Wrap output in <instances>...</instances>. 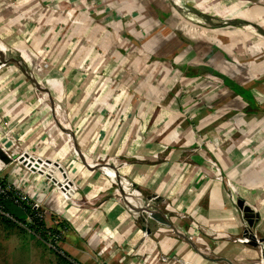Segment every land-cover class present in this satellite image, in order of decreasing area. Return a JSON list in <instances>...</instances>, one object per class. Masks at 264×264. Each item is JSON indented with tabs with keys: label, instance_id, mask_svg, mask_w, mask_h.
<instances>
[{
	"label": "crops",
	"instance_id": "0c3cea01",
	"mask_svg": "<svg viewBox=\"0 0 264 264\" xmlns=\"http://www.w3.org/2000/svg\"><path fill=\"white\" fill-rule=\"evenodd\" d=\"M51 1L16 0L14 2L17 4H14L13 0H0V30L9 28L8 32L1 33L0 39L3 40V43L13 46L12 48L17 52L19 59L27 67L23 69L24 73L28 71L32 74L31 77L35 75L39 79L43 72L50 74L47 77L49 79L46 80L47 85L54 87L53 91L47 88L50 95L52 92L61 93V85L57 86L56 83H62L61 78L65 74L74 77L77 73L75 70L86 68L87 71L92 62H94L95 75L97 73L98 75L103 74V69L97 68V63L101 62L102 57L96 55L93 47L94 45L97 46L102 37V30L107 27L100 22L98 16L89 15V12L85 11L75 17L72 12L66 13L55 9V3L50 4ZM198 1L200 0H190L189 4L202 15L220 18L217 15L218 11L234 13L228 19L238 18L245 22L247 27L234 26L235 28L228 32L218 29L212 30V28H209L208 31L195 30L192 29L194 26H190L191 28L180 31L182 36L185 35L192 42L195 41L193 43H200L196 53L202 57H200L201 60L199 59L202 63L192 66L186 64L187 61L183 59L184 49L187 45L185 46L184 42L180 40V33L175 32L173 35L175 38L172 39L174 43L178 42L175 47L176 50L171 47L168 52L164 53L161 50L158 54L149 51V47L158 43V40H164L166 33L169 30L172 31L174 24L172 22L176 21L173 15L175 12L172 11L170 2L163 0L164 4L161 6L164 8L156 12V23L158 26H162L157 37L151 40V43L142 44L139 40L122 36V44H117L118 41L114 42L117 52L113 58L117 60L120 57L121 59L118 60H121L123 64L117 70L115 78L117 76L125 78L137 72L138 77H141L140 73L146 74L145 77L147 76L146 80L145 78L139 80L138 85L146 86L145 82L149 81L150 84L151 82L157 83L158 103L144 105L138 101L136 104L132 100V95L129 94L131 93L129 85L127 87L122 83L115 85L113 82L111 88L113 91L126 92V89L129 91L126 106V109L130 110L127 112L129 113L128 116L123 119L120 118L121 116L116 117L117 119L115 118L110 122L95 117L86 122L80 134L73 135V138L75 141L84 142L85 148L86 145H91L92 151L98 141H106L107 156L116 154L118 157L140 154L139 149L141 148L135 150L131 147L135 146V140L141 141V145L147 147L158 142L160 148L169 151L168 156L171 157V153H175L174 156L178 154V158L179 155H184L189 149L196 147L199 148V152L193 160L196 165L202 167L200 174L195 175L194 170L189 168L183 172L176 170V177L179 176L172 183L171 175H167V172L164 171L165 163L162 167L159 165L160 168L157 169V172L151 171L145 164L126 165L121 169L116 168L115 165L106 164L110 169H102L103 175L95 170L96 167L92 168L94 164L92 166L88 164L87 166L90 168L87 171L85 169L83 173L74 174L77 169H82V167L77 166L72 170L73 178L76 181L86 180L84 185L78 187V191L77 189L70 191V187L68 184L65 186L66 182H64L62 184L64 185L62 187L63 192H57L56 197H53V190H48L49 186L44 188V193L40 195V199L48 203V208L57 214L55 222L62 226L63 231L60 248L67 259L49 250L40 240L29 235L15 224L7 223L0 218V264H74L73 262L77 264H233L224 258L206 256L197 246L209 248L207 238H209V234L215 233L212 220L217 221L218 231L224 233L221 234L223 237H220L227 239V235L232 230L230 223L236 222L232 212L236 211L232 208L234 202L237 204L242 202L244 206L251 209L253 215L258 216L252 234L255 237L259 236L261 245H264V79L257 78L259 73L264 75V60L260 62L256 60L260 55V48L264 45V34L261 36L260 33H257L258 31L253 30L257 27L261 29L260 32L264 31V7L249 9L247 13L244 9L243 15L242 11L239 14L237 12L245 6L232 5L230 0H207L202 5H199ZM142 16L144 15L142 14ZM20 20L26 22L22 23ZM44 20L52 25L62 21V23H67L66 25L69 27L70 24H75L77 27L73 31L74 37L69 36L65 41L61 40L60 43L56 44V50L54 48L52 57H49L52 58L54 64L56 63V66H49V69L45 66L47 64L42 63L44 54L41 53V50L37 51L34 48L30 38L27 41L30 37L28 22L31 21L35 24ZM15 22V26L10 28ZM119 22L113 26V30L116 32H122L123 29ZM37 41L35 46H41L44 38ZM126 43L130 46L127 49L129 52L121 54L127 47ZM24 56L29 58L28 61ZM229 58H233L234 64L228 61ZM62 61L68 64H62ZM76 62L82 64L76 68ZM82 65H84L83 68H81ZM33 67L37 72L33 70ZM237 69L236 73L232 72V70ZM33 78L31 81L39 82V79L34 78L35 80H32ZM205 79L218 87L214 90L217 96L213 99L215 102L212 103V110L217 111L218 115L221 116L228 113L232 115L231 117L235 118L234 120L230 117L233 124L239 125L240 129L242 128L243 140L239 137V140L236 141L229 135H221L220 131L223 129L220 126L226 124V121H219L217 123L219 127H214L209 132L212 127L211 122L198 119L192 123L186 118H181L178 112L174 113L173 110L172 112L169 110L172 103L176 102L177 95L179 92L181 93L182 88L184 89L196 82H204ZM3 87L0 85V93L5 90ZM43 87L45 86L43 85ZM234 87H237L241 92H248L250 99H246L230 89ZM147 89L149 88L147 87ZM138 90L139 92H146L145 88ZM67 91H72V88H65V92ZM98 97L99 95L96 94L95 99L97 100ZM12 102V99L7 101L2 98L0 100V109L5 116L8 115L7 112L5 113L6 107ZM90 106L93 104L91 103ZM139 108H142V117L135 119L134 114ZM37 119L38 117H36ZM83 119L88 120L87 118ZM64 120L66 121V118ZM57 121L60 123L59 120ZM81 122H75V124L77 123L81 127ZM196 122L198 123L197 126L206 129L200 138L193 133ZM251 129H254V132H251ZM57 130L46 134L48 150H52L53 153L63 152L62 156L69 159L73 155L65 146L66 135L64 134L67 128L60 127L58 124ZM249 132L250 134H248ZM221 138L230 141L227 148H219L222 143ZM92 151L89 153L92 154ZM101 152L102 154L105 153V147L102 146ZM96 155V157H103L98 156L99 154ZM19 159L20 164H27V167L36 172L43 174L45 170L48 171L47 166L38 165V159L33 161L29 155L25 154ZM176 159L170 158L169 162H174L176 165ZM1 163L0 161V165L3 164ZM2 170L3 168L0 166V172ZM19 171L16 178H22L30 185L37 181L34 176ZM108 172L114 178L117 177L115 176L117 173L125 175L134 184L133 193L138 195H146L148 190H157L155 192L159 194L165 193L163 196L174 198L175 202L174 204L171 203V206L175 208V211L184 214L176 217L178 218L174 219L176 222L171 224V220L167 218L166 214L155 212L153 227L151 230L147 229L148 233L145 232L142 224L127 211L123 202L115 201L114 198L111 200L102 198L100 200L103 195L111 193L114 185ZM221 172L226 179L221 176ZM122 194L124 195V192ZM95 198L100 199L93 203V205L97 203L93 207L86 208L83 206L82 202L91 201ZM71 199L77 202H70ZM131 201L135 205L139 202L136 198ZM159 201H163V199L159 197ZM239 210L242 211L240 208ZM182 220L190 221L188 224H190L191 229L184 231V233L181 229L183 228ZM201 220H206L208 225H205L209 234L205 233L201 236L202 238L198 239L193 234L192 228L195 229L196 225H200ZM163 225L168 229L161 228ZM157 227L159 229L155 231ZM186 228L188 229L189 226L186 225ZM171 232L174 233V236L168 234ZM189 235H192L193 238H190ZM222 239L219 242L224 244L225 241ZM223 248L225 249V246H222ZM210 250L217 253L220 248ZM234 251H236V255L234 254L233 260L238 262L237 264H243L248 259V254L252 252V250L247 249L246 245L240 243L233 245L228 253L231 254ZM173 258L179 259V262L174 261Z\"/></svg>",
	"mask_w": 264,
	"mask_h": 264
},
{
	"label": "rangeland",
	"instance_id": "374dc122",
	"mask_svg": "<svg viewBox=\"0 0 264 264\" xmlns=\"http://www.w3.org/2000/svg\"><path fill=\"white\" fill-rule=\"evenodd\" d=\"M16 0H13V2ZM144 1V2H142ZM139 2V0H52L50 4L53 2L55 3V9L70 13L72 12L75 14V17L82 13V12H89V15L98 16L100 19V22L104 23L107 27H104L102 30V37L99 39V43L97 46L94 45V50L96 55L98 57H102L101 62L97 63V68L101 67V70L103 69V74L101 75H95L94 73V62H92V65L90 69L83 68L84 65L81 66L83 68L82 70L78 69L75 70L77 73L73 77L68 76L65 74L61 80V82H57V86L61 85V93H53L50 95L47 88L51 91L54 90L53 86L47 85V81L49 78H47L50 74L47 72L41 73L40 79L30 74V72L25 71L23 72V69H26V65L23 61H21L17 55V52L15 49H13L12 45L3 43V40L0 39V45L6 49L7 55L3 58V60L0 61V85L4 86L5 90L0 93V100L2 98L9 101L12 99L11 105L6 107L5 113L8 114L7 116L4 115L3 111L0 109V152L6 156L8 159L7 163H3L4 167L3 170L0 172V179L3 181H9V182H18L17 176L18 171L22 170L21 173L25 170L23 169V166H26L27 164H19L20 156L29 155V158H33V161L38 159V165H45L48 168V171L45 170V173H39L36 172V174L32 175L34 178H36V182L34 185L37 187L47 188L49 186V191H54L53 197H56L58 194V190L60 189L62 191V185L64 182H66L65 186L68 184L70 187V191L77 189L78 187L85 184L86 180L83 181H76L75 178H73L72 170L73 168L79 166L82 167V169L79 168L81 171H76L74 174H80L85 172V169L87 171L88 167L87 165L90 164L95 170L101 175L102 169L107 168L106 164H112L115 165L116 168L121 169V167H125L126 165H147L151 169V171H156L157 169L162 167L164 163L166 164L164 171L167 172V175H171L172 183L176 181V170L178 172H183L186 169L194 170V174H200V171L202 170V167H199L196 165L195 161L193 160L194 156L199 152V148L195 149H189L188 152H185L184 155H175V153H171V157L168 156L169 151H164L163 148L159 147V143L156 142L153 146H142L140 143L141 141L135 140L134 144L135 146H131L133 149H139L140 154H132V155H124L122 157L116 156V154L108 155L106 154L107 148L105 144L106 141H98L96 143V146L93 148V151L90 149L91 145H86V148L84 147L85 143L80 141H75L73 138V135H79L82 129L85 127V123L89 120L96 117V119L103 118L105 122H110L111 120L115 119L116 117L124 118L128 116L130 110L126 109L127 106V93L129 92L128 89L125 92H121L120 90H112L111 88L112 83L114 82L115 85L122 83L123 85H129V90H131L130 95H132L133 102H136V104L139 102H142L144 105H153L155 103H158L157 99V91L158 86L157 83L150 84L149 82H145L146 86L138 85V81L147 79L145 77L146 74L140 73L141 77H138L139 74L137 72L134 73L132 76H127L125 78H115V75L117 74V70L122 67V61L118 60L121 59L120 57L116 59L114 58V54L117 52V48L114 46V42L118 41L117 44H122L123 38L122 36H128L130 38H134L136 40H139L142 44L151 43V40H154V38L157 37L158 32L162 30V26H158L156 23V12L162 10L164 7L161 5L164 4L161 0H142ZM171 4L172 11L174 18H176V21L172 22L174 23L172 25V31H168L166 33V37L164 40H158V43H154L153 46L149 47V51H152L155 54H158L161 50L166 53L169 51V47L167 46L172 39L175 37L173 36L176 33H180V31H185L187 28H191L190 26H194L192 29L195 30H204L208 31L209 28H212V30H224L231 32L232 29H234L236 26L244 27L246 28L247 24L243 21H241L238 18H230L228 17L234 13L229 12H222L218 11L216 16H206L202 15L198 11L195 10L190 4V0H175V1H181L182 7L175 6L173 4L174 0H168ZM207 0H200L198 1L199 5H202L206 3ZM232 5H244L237 14H239L242 11V14L245 13L244 9L247 10L256 8L259 6L264 7V0H230ZM235 2V3H234ZM14 4H17V2H14ZM165 6V5H164ZM241 8V7H240ZM140 11V12H138ZM205 11V10H204ZM142 14L144 16H142ZM244 15V14H243ZM246 16V15H245ZM233 17V16H232ZM170 21V18H168ZM55 20V19H52ZM120 22H119V21ZM196 20H200L202 23H198ZM23 22H26L25 20H20ZM46 20L39 22V23H31L28 22V26L30 28L28 29L30 33V37H28L32 45L37 51L41 50V53L44 54V57L42 58V63L47 64V68L49 69V66H56V63L54 64V61L52 62L53 55V49L56 50V44L60 43L61 40L65 41V39L69 36H73V31L75 30V24H70L71 26H67V23H56V25H52L49 22H45ZM64 21V20H63ZM76 22V21H75ZM117 22H119L122 26V32L118 31L116 32L113 30V26L117 25ZM154 22V23H153ZM196 23V24H195ZM16 22L13 23L11 27L15 26ZM53 27L49 28L48 27ZM235 26V27H234ZM231 28V29H230ZM9 28H4L0 30V37L1 33L8 32ZM156 30V31H155ZM253 30L258 31L257 33H260L261 36L264 34V31L260 32V28H253ZM189 31V30H188ZM121 33V34H120ZM180 40L184 42V45L187 47L184 49V57L183 59L186 60V64L189 65H196L201 64L200 61V55L196 53L198 50L200 43H193L195 41H191L189 38H187L185 35L182 36L180 33ZM3 37V36H2ZM195 37V36H193ZM40 38H44L43 45L41 46H35V43H37ZM218 41V40H217ZM194 45H193V44ZM125 44V43H124ZM127 44V43H126ZM156 44V45H155ZM67 47V46H66ZM65 47V48H66ZM114 48V49H113ZM130 46L127 44L126 49L121 52V54L129 52L127 49H129ZM263 48V49H262ZM260 55L256 58L258 62L264 60V45L260 48ZM66 50V49H65ZM167 50V51H166ZM262 52V53H261ZM160 55V54H159ZM166 56L165 54H163ZM121 56V55H120ZM1 57V56H0ZM124 58V56H121ZM2 58V57H1ZM103 58H106V60H103ZM202 58V57H201ZM200 59V60H199ZM233 58H229V62L231 64H234ZM108 60V61H107ZM67 61V60H66ZM68 62V61H67ZM65 61H62L61 63L68 64ZM185 62V61H183ZM22 65H20V64ZM78 68V65L82 64L81 62H76ZM88 63V62H87ZM137 64V61H135ZM41 64V63H40ZM70 65H72L70 63ZM64 66V65H62ZM96 68V69H97ZM86 71V72H85ZM237 70H232L233 73H236ZM85 74V75H84ZM138 75V76H137ZM124 77V75H122ZM143 76V77H142ZM39 79V82L37 81H31V78ZM32 80H35V79ZM44 78V79H43ZM47 78V79H46ZM117 79L118 81L114 80ZM258 79H264L263 74H258ZM124 79V80H123ZM123 80V81H122ZM57 81H59L57 79ZM200 84V85H199ZM43 85L46 87H43ZM137 85V87H136ZM199 85V86H197ZM70 86V87H68ZM133 86V87H132ZM151 86V87H150ZM190 86V88H189ZM186 88H182L181 93L177 95L176 102H173L171 105V108L169 110H172L175 112H178V114L181 116V118H186V120H190L192 123H194L198 119H204V121L211 122L212 127L210 128L209 132L214 127H219V124H217L219 121L223 122L226 121V124H222V129L220 131L221 135L226 134L231 136L233 140L238 141L239 137L240 139H244V135L241 134L242 128L240 129V126H236L233 124L229 113L227 115H218V112L215 110H212L213 108V102H215L214 97L217 96L215 93L216 87L213 83H211L209 80H204V82L200 81L196 82L194 84H190ZM147 87L149 89H147ZM65 88H72V91L65 92ZM76 88V89H75ZM145 88L146 92H139L138 89ZM75 89V90H74ZM141 93V94H140ZM99 95L98 99H95V95ZM129 95V96H130ZM181 95V96H180ZM52 96V97H51ZM55 96V97H54ZM179 96V97H178ZM15 99V100H14ZM131 100V101H132ZM17 101V102H14ZM118 101V103H115ZM91 103L93 106H90ZM87 107V109H85ZM132 104V103H131ZM178 106V108H176ZM227 110V109H226ZM139 111H141L139 113ZM135 112V111H134ZM15 114H18V116H15ZM83 116V117H82ZM221 116V119H220ZM36 117L38 119L36 120ZM135 119H140L142 117V108H139L136 113L134 114ZM66 118V121L64 120ZM83 118H87L88 120H84ZM232 118V117H231ZM82 119V122H81ZM117 119V118H116ZM230 119V120H229ZM235 120V118H232ZM59 120L60 123L57 121ZM238 120V119H237ZM85 121V122H84ZM194 121V122H193ZM239 121V120H238ZM81 122L78 126L77 123ZM84 122V123H83ZM58 124H60V127H66L67 130L65 131V146L70 150V154L73 155V157H70L69 159L64 158L62 156L63 152H57L53 153L52 150H48L47 146V135L48 133H51L52 131L57 130L56 127ZM197 122L194 124L193 133L200 138V136H203L206 129L201 126H197ZM224 127V128H223ZM252 130V129H251ZM58 131V130H57ZM254 132V129L251 131ZM250 134V132L248 133ZM49 136V135H48ZM34 138V140H32ZM230 138V140H231ZM37 139V140H35ZM240 140V141H241ZM221 145L219 146L220 149L227 148L230 145V141L226 140L225 138H221ZM235 141V142H236ZM238 143V142H237ZM240 143V142H239ZM102 146L105 147V153L102 154ZM255 151V148H253ZM163 150V151H160ZM73 151V152H72ZM92 151V154L89 152ZM103 156V157H96ZM116 151V150H115ZM100 152V153H98ZM202 152V151H201ZM145 155H144V154ZM75 154V155H74ZM106 154V155H105ZM201 154V153H200ZM107 156V158H106ZM153 156V158H152ZM174 156V157H173ZM118 157V158H117ZM100 158V159H99ZM171 159H176V165L173 162H169ZM19 160V161H18ZM163 163V164H162ZM159 165H161L159 167ZM176 166V167H175ZM169 168V169H168ZM220 171V170H219ZM163 172V173H165ZM20 173V171H19ZM215 173V171H214ZM158 174V173H156ZM78 176V175H77ZM117 176L115 180H113L114 185L111 189V193H107L103 195V197L95 198L91 201L82 202L83 206L86 208L93 207L94 202H98V200H102V198L106 199H115V201L123 202L124 204V198H127V195L132 194L134 192L133 182L125 175L116 174ZM218 176V175H217ZM221 176H223L225 179L226 177L221 172ZM68 180V181H66ZM227 182V181H226ZM225 183V180H224ZM29 184L28 182L26 183ZM226 186V185H225ZM122 189H125L124 191ZM157 190H148L146 195H140V206L141 209L144 207H147L149 209L148 212V219L147 222L142 223V227L146 229H150L153 227V223L155 222L153 218L156 216V213L162 212L166 214L167 218L171 220V224H174L176 221L174 220L176 217L182 216V213H179L175 211V208L171 206V203L174 204V198L163 196L165 193L159 194L155 192ZM46 192V191H45ZM124 192V195L122 194ZM44 192L42 191L41 194ZM47 193V192H46ZM135 194V193H134ZM167 194V192H166ZM138 195V194H137ZM157 196L158 198L156 199ZM162 198L163 201H158V199ZM155 198V199H154ZM74 200L71 199L70 202H73ZM77 202V201H74ZM233 203V201H232ZM149 204V206H146ZM125 206V204H124ZM47 209L46 217L47 221L48 219L54 220L56 218V212L54 213L48 208V203L44 206ZM232 208L236 211H232L233 215L235 216L236 222L230 223V228H232L229 235H227V239H222V235L224 234L223 231H218L217 221L212 220L213 228L215 233L209 234L207 232V226L205 224L206 220H201L200 225H196V228L193 229V234L196 235L198 239L202 238L205 233L209 234L208 239V247H202L197 246L198 249H201L202 254L209 256V257H216V258H224L227 260H230L233 264H237L238 262L233 260L234 254L228 253V250L233 247L235 244H242L239 240L242 239V236L244 232L247 230L248 232H254L255 229H248L245 219L243 218V212L239 210V206L236 202L233 203ZM156 212V213H155ZM51 213H54L53 215H50ZM177 214V215H176ZM182 214V215H181ZM139 216L142 219V214L139 212ZM139 219V218H138ZM178 219V218H176ZM180 219V218H179ZM51 220V221H52ZM182 227L181 228L184 231L190 230V224H188L190 221L188 220H182ZM160 222V221H159ZM180 224V223H179ZM179 224H176L179 226ZM186 225L189 226V228H186ZM208 225V224H207ZM177 226V227H178ZM192 227V225H191ZM217 227V228H216ZM161 228L168 229L167 227L161 226ZM159 229L158 227L155 229V231ZM154 230V229H153ZM218 232V233H217ZM172 236H174V233H168ZM148 236V235H147ZM146 236V237H147ZM190 236V235H189ZM222 236V237H220ZM190 238H193L192 235ZM222 239V241H225L224 244L220 243L219 241ZM257 241H259V236L256 237ZM239 242V243H238ZM246 245L247 249L252 250L250 254L247 256V260L244 261L243 264H259L261 262V246L264 248V245H261L260 242H258L257 247H252L248 244ZM222 246H225V249H222ZM218 249V252H212L210 249ZM223 250V251H222ZM236 255V254H235ZM170 257V256H168ZM226 264V263H224ZM264 264V263H261Z\"/></svg>",
	"mask_w": 264,
	"mask_h": 264
},
{
	"label": "built area",
	"instance_id": "2783aa9c",
	"mask_svg": "<svg viewBox=\"0 0 264 264\" xmlns=\"http://www.w3.org/2000/svg\"><path fill=\"white\" fill-rule=\"evenodd\" d=\"M23 167V169H25L22 172L23 174H36L35 170L30 169V167H27V165ZM17 180L18 182L13 183L0 179V216L15 224L19 228L23 229L29 235L40 240L52 252L59 254L60 256L67 259L60 248V243L63 236V231L61 228L62 226L58 225V222H55V219H48V221L46 220V214L48 213L47 209L44 206L47 203L43 202V200L40 199V195H42V191L44 192V188H36L34 184L27 185L26 181L22 178H17ZM58 192H61L60 189L58 190ZM2 201H9L11 202V204L20 207L24 212L29 209V213L25 214V220L20 221L17 218L13 217L10 213H8L3 208L1 203ZM146 206H149V204H147ZM148 212L149 209L147 207H144L140 210V213L143 215V222L145 223L147 222L149 216ZM32 213L33 215H31ZM37 222L44 223V227H42L44 230H39V228L35 226V223ZM145 232H147V229L145 230ZM173 260L179 262V259L173 258ZM73 263L77 264L76 262Z\"/></svg>",
	"mask_w": 264,
	"mask_h": 264
},
{
	"label": "water",
	"instance_id": "95a60500",
	"mask_svg": "<svg viewBox=\"0 0 264 264\" xmlns=\"http://www.w3.org/2000/svg\"><path fill=\"white\" fill-rule=\"evenodd\" d=\"M0 55H1V53H0ZM0 161H2L3 163H7L8 162V159L6 158V156H4V154H2L1 152H0ZM132 194H133V192H132ZM139 197H140V195H138V197H137L138 201L140 200ZM155 197H156V199L158 198L157 196H155ZM158 201H159V199H158ZM124 204H125V207L127 208V211L130 214H132L139 223L142 224L143 223V219H141L140 216H139L140 210H136L135 209V212H134V209L126 201V198H124ZM238 206L243 212V217H244V219L246 221L247 228L248 229H252L255 226L256 222H257L258 216L256 214L253 215L252 212H251V209L249 207L244 206L242 202H239ZM154 217H156V216H154ZM142 228H143V230H146V228H144V227H142ZM239 241L242 244H248V245H250L252 247L260 246V245H258V242L261 243L260 240L257 241L256 237L252 234V232H248L247 230L244 232V234L242 236V239H240ZM261 263H264V248L262 246H261V262L259 264H261Z\"/></svg>",
	"mask_w": 264,
	"mask_h": 264
},
{
	"label": "trees",
	"instance_id": "16d2710c",
	"mask_svg": "<svg viewBox=\"0 0 264 264\" xmlns=\"http://www.w3.org/2000/svg\"><path fill=\"white\" fill-rule=\"evenodd\" d=\"M178 42L177 43H174V40L170 41L169 44L167 45L169 48L172 47V49L176 50V46H177ZM231 90H233L235 93H238L239 95L243 96L244 98L246 99H250L249 97V94L248 92L244 91V92H241L237 87H234V88H230ZM251 101V100H249ZM77 171H81L79 169H77ZM2 206L3 208L8 212L10 213L13 217L17 218L18 220L20 221H24L25 218H26V215L25 214H28L29 213V209L26 210V212H24L20 207H17L13 204H11V202L9 201H2ZM33 215V213L31 214ZM0 218H2L4 221H6L7 223H11L10 221L4 219L3 217L0 216ZM35 226L37 228H39V230H44L42 227H44V223L42 222H37L35 223ZM59 255V254H58ZM60 256V255H59Z\"/></svg>",
	"mask_w": 264,
	"mask_h": 264
},
{
	"label": "bare ground",
	"instance_id": "6f19581e",
	"mask_svg": "<svg viewBox=\"0 0 264 264\" xmlns=\"http://www.w3.org/2000/svg\"><path fill=\"white\" fill-rule=\"evenodd\" d=\"M173 3H174V5L175 6H180V7H182V3H181V1H173ZM198 23H202L200 20H196ZM196 24V23H195ZM261 39V38H260ZM0 53H1V57H0V61L1 60H3V58L7 55V53H6V49H4L1 45H0ZM24 58H26L27 59V61H28V57H26V56H24ZM33 70L35 71V72H37V70H35V67H33ZM40 73V72H39ZM29 160V159H28ZM107 170V169H106ZM79 172V171H78ZM108 175H109V178H111L112 180H115V178H114V176L110 173V172H108ZM123 191L125 190V189H122ZM137 197H138V195L135 193H133V194H130V195H127V198H126V201L132 206V208L134 209V212H135V209L136 210H141V206H140V202H138V204H136L135 205V203H133L131 200L134 198H136L137 199ZM135 202V201H134Z\"/></svg>",
	"mask_w": 264,
	"mask_h": 264
}]
</instances>
